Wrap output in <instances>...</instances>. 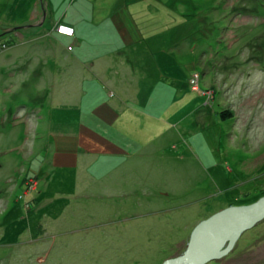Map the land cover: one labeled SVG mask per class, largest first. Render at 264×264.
Returning <instances> with one entry per match:
<instances>
[{
	"label": "rangeland",
	"instance_id": "obj_1",
	"mask_svg": "<svg viewBox=\"0 0 264 264\" xmlns=\"http://www.w3.org/2000/svg\"><path fill=\"white\" fill-rule=\"evenodd\" d=\"M263 194L264 0H0V264H162Z\"/></svg>",
	"mask_w": 264,
	"mask_h": 264
},
{
	"label": "water",
	"instance_id": "obj_2",
	"mask_svg": "<svg viewBox=\"0 0 264 264\" xmlns=\"http://www.w3.org/2000/svg\"><path fill=\"white\" fill-rule=\"evenodd\" d=\"M264 218V195L247 205L223 208L201 220L192 230L185 251L162 264H204L219 259L238 237Z\"/></svg>",
	"mask_w": 264,
	"mask_h": 264
},
{
	"label": "bare ground",
	"instance_id": "obj_3",
	"mask_svg": "<svg viewBox=\"0 0 264 264\" xmlns=\"http://www.w3.org/2000/svg\"><path fill=\"white\" fill-rule=\"evenodd\" d=\"M264 195V194H263ZM263 195H261V196H263ZM262 221V220H261ZM261 221H259L258 223H257V225H260L259 223L261 222ZM251 228H253V227H251ZM251 228L250 229H248V230H251ZM257 231V230H256ZM190 236V235H189ZM259 236V235H258ZM237 241V240H236Z\"/></svg>",
	"mask_w": 264,
	"mask_h": 264
},
{
	"label": "trees",
	"instance_id": "obj_4",
	"mask_svg": "<svg viewBox=\"0 0 264 264\" xmlns=\"http://www.w3.org/2000/svg\"><path fill=\"white\" fill-rule=\"evenodd\" d=\"M226 114H228V113H226ZM225 114H224V112H222V116H224Z\"/></svg>",
	"mask_w": 264,
	"mask_h": 264
}]
</instances>
